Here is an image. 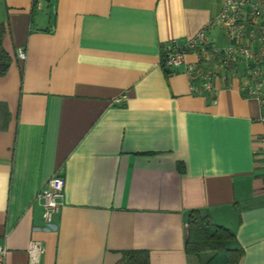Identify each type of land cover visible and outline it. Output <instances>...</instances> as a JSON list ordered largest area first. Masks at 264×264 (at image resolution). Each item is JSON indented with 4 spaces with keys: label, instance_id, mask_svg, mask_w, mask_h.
Here are the masks:
<instances>
[{
    "label": "crops",
    "instance_id": "obj_1",
    "mask_svg": "<svg viewBox=\"0 0 264 264\" xmlns=\"http://www.w3.org/2000/svg\"><path fill=\"white\" fill-rule=\"evenodd\" d=\"M226 1L0 0L4 264H30L33 240L40 264H201L186 251L195 209L234 233L238 264H264V110L245 60L222 63ZM207 26L218 56L191 48L165 66L168 42ZM195 66L210 80H192ZM56 174L50 228L36 196Z\"/></svg>",
    "mask_w": 264,
    "mask_h": 264
},
{
    "label": "built area",
    "instance_id": "obj_2",
    "mask_svg": "<svg viewBox=\"0 0 264 264\" xmlns=\"http://www.w3.org/2000/svg\"><path fill=\"white\" fill-rule=\"evenodd\" d=\"M215 23L223 27L233 41L225 49L224 53L227 57L222 60L223 65H227L230 60L235 62L240 58L245 60L248 82L244 84V88H247L251 97L260 100L264 110V0H227ZM208 28L209 26L205 27L197 38L187 43L182 44L177 40L168 42L163 59L165 66L179 68L191 48H200L201 53L208 51L214 58L218 56L220 50L212 46L207 39ZM246 39H249V44ZM18 54L21 59L26 57V52L22 48L19 49ZM190 70L192 80L199 78L210 80V72H203L201 67H191ZM261 121L264 123V112ZM259 144V153L264 165V132ZM64 187V177L56 174L36 196V201L42 207L43 219L47 227L55 226L56 217L64 203ZM7 251L4 245H0V264H4ZM44 251L43 243L33 240L28 248L30 264H40Z\"/></svg>",
    "mask_w": 264,
    "mask_h": 264
},
{
    "label": "trees",
    "instance_id": "obj_3",
    "mask_svg": "<svg viewBox=\"0 0 264 264\" xmlns=\"http://www.w3.org/2000/svg\"><path fill=\"white\" fill-rule=\"evenodd\" d=\"M6 28L0 24V75L5 74L11 57L4 48ZM189 235L186 251L202 259L201 264H238L243 249L234 233L212 222L210 216L201 210H191L188 214ZM130 264H136L130 259Z\"/></svg>",
    "mask_w": 264,
    "mask_h": 264
}]
</instances>
